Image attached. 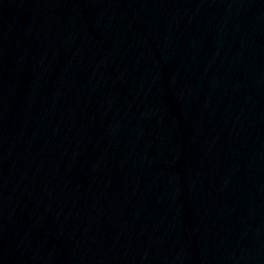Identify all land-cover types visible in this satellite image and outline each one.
Wrapping results in <instances>:
<instances>
[{
    "label": "water",
    "instance_id": "water-1",
    "mask_svg": "<svg viewBox=\"0 0 264 264\" xmlns=\"http://www.w3.org/2000/svg\"><path fill=\"white\" fill-rule=\"evenodd\" d=\"M0 264H264V0H0Z\"/></svg>",
    "mask_w": 264,
    "mask_h": 264
}]
</instances>
